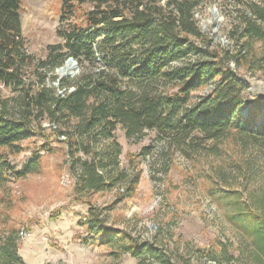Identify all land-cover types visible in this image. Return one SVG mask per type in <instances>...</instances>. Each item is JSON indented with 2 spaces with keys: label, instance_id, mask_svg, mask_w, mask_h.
<instances>
[{
  "label": "trees",
  "instance_id": "1",
  "mask_svg": "<svg viewBox=\"0 0 264 264\" xmlns=\"http://www.w3.org/2000/svg\"><path fill=\"white\" fill-rule=\"evenodd\" d=\"M21 1L0 0L1 200L10 180L41 171L38 150L21 169L10 158L34 137L64 139L79 200L115 191L122 201L136 193L141 173L121 166L122 147L115 137L119 125L129 140L141 141L147 131H155L170 150L199 141L195 146L217 152L219 143L230 139L252 172L255 154L264 159V95L247 98V86L240 82L243 70H264L263 3H248L231 43L224 45L198 24L196 13L207 0H62L57 29L62 43L49 45L46 57L37 58L26 47ZM85 3L91 8L78 23L76 8ZM69 57L78 62V75L55 77L59 87L48 84V72ZM3 88L11 95H4ZM205 88L206 94L195 96ZM41 148L52 151L47 143ZM143 150L148 153L149 147ZM238 194L227 196L237 200ZM239 214L264 245V216ZM106 217L88 205L80 221L89 233L86 243L125 242V252L158 257L153 247L142 248L126 231L109 226ZM218 244L227 256L226 244ZM161 262L181 264L179 258ZM0 264H25L14 228L0 233Z\"/></svg>",
  "mask_w": 264,
  "mask_h": 264
},
{
  "label": "rangeland",
  "instance_id": "2",
  "mask_svg": "<svg viewBox=\"0 0 264 264\" xmlns=\"http://www.w3.org/2000/svg\"><path fill=\"white\" fill-rule=\"evenodd\" d=\"M251 1L207 0L196 13L198 24L214 40L228 45ZM256 1L264 4V0ZM90 8V3L78 6L74 21L82 23ZM61 9L62 0L21 1L26 47L37 58L46 57L49 45L62 43L57 34ZM56 69L48 72L50 85L60 77ZM78 73L62 79H74ZM242 73L246 97L264 95V70ZM208 90L197 91L195 96ZM3 93L9 96L11 90L3 88ZM115 137L122 147L121 166L141 173L136 193L122 201L115 191L81 200L75 197L76 181L66 162L63 138H31L23 143V152L10 156L21 169L35 150L42 155L41 171L10 180L0 199V233L18 230L19 254L25 264H157L177 258L181 264H264V245L255 241L248 221L239 218L242 211L264 216V159L259 154L254 156L258 164L253 163L252 172L246 170L230 139L220 142L217 152H208L195 146L199 141L184 145V150L167 149V141L155 131H147L141 141L129 140L122 125ZM45 143L52 151L41 148ZM233 191L239 193L237 200L227 196ZM90 203L106 213L109 226L126 231L142 248L153 247L158 257L125 252V242L108 246L97 239L86 243L83 238L89 233L80 221L87 216ZM219 241L229 249L227 256L220 251Z\"/></svg>",
  "mask_w": 264,
  "mask_h": 264
},
{
  "label": "bare ground",
  "instance_id": "3",
  "mask_svg": "<svg viewBox=\"0 0 264 264\" xmlns=\"http://www.w3.org/2000/svg\"><path fill=\"white\" fill-rule=\"evenodd\" d=\"M212 20H209L207 21L206 23H210ZM205 23V21H204ZM205 23V24H206ZM206 24V25H207ZM56 72L61 76V77H64V76H72L75 74L76 70L74 68V66L71 64V63H66L64 64L63 66H60L56 69Z\"/></svg>",
  "mask_w": 264,
  "mask_h": 264
},
{
  "label": "water",
  "instance_id": "4",
  "mask_svg": "<svg viewBox=\"0 0 264 264\" xmlns=\"http://www.w3.org/2000/svg\"><path fill=\"white\" fill-rule=\"evenodd\" d=\"M214 15H215L216 17L218 16V12H217V9H216V8H214ZM65 63H71V64L74 66L75 70H76L77 72L79 71L78 62H77L74 58L69 57V58L66 60ZM59 78L61 79L62 77L60 76ZM60 79H59V80H60ZM55 84L58 85V83H55Z\"/></svg>",
  "mask_w": 264,
  "mask_h": 264
}]
</instances>
